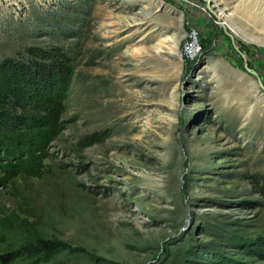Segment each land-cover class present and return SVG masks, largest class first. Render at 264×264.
<instances>
[{"label":"rangeland","instance_id":"obj_1","mask_svg":"<svg viewBox=\"0 0 264 264\" xmlns=\"http://www.w3.org/2000/svg\"><path fill=\"white\" fill-rule=\"evenodd\" d=\"M205 1L0 0V62L67 71L0 129V254L58 246L11 264H264V92L218 25L261 80L264 0Z\"/></svg>","mask_w":264,"mask_h":264},{"label":"trees","instance_id":"obj_2","mask_svg":"<svg viewBox=\"0 0 264 264\" xmlns=\"http://www.w3.org/2000/svg\"><path fill=\"white\" fill-rule=\"evenodd\" d=\"M55 56L61 57V55ZM50 59L48 63L32 60L0 62V129L9 127L11 123H17L12 118L14 109L23 108L31 101L47 100L58 81L64 80L67 74L65 64L57 62L53 55ZM251 182L263 192L264 196V176L252 178ZM57 250V244L39 240L16 251L0 254V264H11L13 258L21 253H51Z\"/></svg>","mask_w":264,"mask_h":264},{"label":"water","instance_id":"obj_3","mask_svg":"<svg viewBox=\"0 0 264 264\" xmlns=\"http://www.w3.org/2000/svg\"><path fill=\"white\" fill-rule=\"evenodd\" d=\"M208 5H209V2H207V6ZM218 25L223 29L224 34L228 37L232 48L235 50V52L239 55V57L243 61V69L246 72L250 73L253 77H255L259 89L262 90V91H264V86L261 84V80H260L259 75L254 70L250 69L247 66V60H246L245 56L238 50L237 46L235 45L233 36L229 32L225 31V27H222V25H220V23H218Z\"/></svg>","mask_w":264,"mask_h":264},{"label":"bare ground","instance_id":"obj_4","mask_svg":"<svg viewBox=\"0 0 264 264\" xmlns=\"http://www.w3.org/2000/svg\"><path fill=\"white\" fill-rule=\"evenodd\" d=\"M203 1H205V0H203ZM210 1H212V0H208V1H205L206 2V4H207V2H210ZM211 6L212 5H208L207 6V8H208V10H210V11H212L211 10ZM212 13H213V15H215V13L212 11ZM220 25H222V27H226L227 26V24H226V21H224L223 20V22H220ZM192 42V41H191ZM194 43L192 42V44L187 48V50H188V53H192L193 51H194ZM261 84L263 85V83L261 82ZM264 86V85H263ZM262 92H264V91H262ZM263 100H264V98H263Z\"/></svg>","mask_w":264,"mask_h":264},{"label":"built area","instance_id":"obj_5","mask_svg":"<svg viewBox=\"0 0 264 264\" xmlns=\"http://www.w3.org/2000/svg\"><path fill=\"white\" fill-rule=\"evenodd\" d=\"M261 82H262V83H263V85H264V78H262V79H261Z\"/></svg>","mask_w":264,"mask_h":264},{"label":"crops","instance_id":"obj_6","mask_svg":"<svg viewBox=\"0 0 264 264\" xmlns=\"http://www.w3.org/2000/svg\"><path fill=\"white\" fill-rule=\"evenodd\" d=\"M264 26V25H263Z\"/></svg>","mask_w":264,"mask_h":264}]
</instances>
